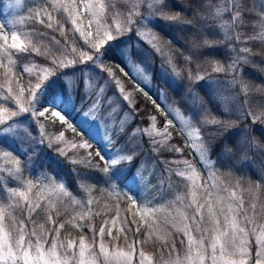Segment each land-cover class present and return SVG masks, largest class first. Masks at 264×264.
<instances>
[{"label":"snow or ice","instance_id":"obj_1","mask_svg":"<svg viewBox=\"0 0 264 264\" xmlns=\"http://www.w3.org/2000/svg\"><path fill=\"white\" fill-rule=\"evenodd\" d=\"M21 4L11 0L7 6ZM23 10L27 15L0 22V99L11 105L0 103V160L8 165H0V264H264V168L258 167L256 179L238 169L250 149L264 155V143L250 134L257 123L264 125V82L245 75L251 67L264 76V0L259 6L254 0H30ZM165 27L187 31L189 53H181L186 72L173 63L174 50L165 52L171 44L161 35ZM218 49L223 59L215 55ZM154 53L168 55L172 73L188 81L187 91L200 103L185 138L195 162L176 157L182 149L169 143L167 127H126V118L135 119L141 109L107 59L118 56L120 72L128 77L127 68L143 82L142 65ZM34 55L47 63L25 64L18 72L17 62ZM193 62L228 79L194 74L187 67ZM24 73L32 78L22 83ZM202 82L214 87L217 111L200 96L196 86ZM224 84L228 96L219 91ZM136 88L150 99L145 88ZM78 92L87 107L81 125H74L66 110ZM45 117L58 118L74 133L82 127L79 144L63 132L46 137ZM239 120L250 125L234 153L225 137ZM93 124L111 155L85 138ZM145 136L158 157L148 174L163 165L151 197L144 196ZM69 147L86 155L69 156ZM45 149L56 154L57 165H73L74 187L56 168L47 171ZM94 192L107 193L112 206L101 207Z\"/></svg>","mask_w":264,"mask_h":264},{"label":"trees","instance_id":"obj_2","mask_svg":"<svg viewBox=\"0 0 264 264\" xmlns=\"http://www.w3.org/2000/svg\"><path fill=\"white\" fill-rule=\"evenodd\" d=\"M9 0H0V20L4 23H6L10 18H12L14 15H27V12L24 11V6L30 2V0H22V4L20 9H11L7 5V2ZM253 0H249V3H252ZM257 6H259L260 0H254ZM6 4V5H5ZM179 8V5H177ZM5 12V13H4ZM2 13H4V19L2 17ZM25 31L28 30L27 27L24 28ZM166 39L171 41V44L168 46V48L165 49V52H168V49L174 50L175 53V59L173 63L176 65L177 69L180 70L182 73L186 72V65L185 60L183 58L184 55H187L189 53L190 45L187 43V31H178L175 28H169L165 27L164 31L161 33ZM71 39V36L69 37ZM126 39H132L131 37H126ZM82 43V41H81ZM147 48H151L150 45H145ZM258 46V44H257ZM215 55L217 58L223 59L224 57V51L223 49L216 50ZM168 55H161L159 53H154L150 58L146 65H142V67H145L147 69L146 73L149 74L150 80H151V86H144L145 90L149 93V97H145L143 93L137 90L136 83L131 80V78L125 77L121 72L120 68L117 67L118 64H121L120 58L118 56L113 55L112 57H109L107 59L108 66L112 69V71L116 74V76L121 79L126 87V90L133 91V99L138 102V106L141 109L140 113L133 119L132 116H128L126 118V127L129 131L134 129L135 127L139 126L141 128H149L151 129L154 127L156 129H159L161 132L165 127L168 128V131L172 134V139L169 141L171 144H176L182 149L181 153L175 154L177 158L180 157H187L193 162H195V152L190 147L186 146L185 144V138L187 137V133L190 130L191 121L195 118V116L200 111V103L196 98L193 97L191 93L187 91L188 87V81L186 79H180L179 77H176L172 71H171V65L167 63ZM18 68L17 71H21L23 66L27 64L28 66H39L44 65L47 62L39 56H33L31 61H18ZM122 66V65H121ZM188 68L191 69V71L195 74L197 71L201 75H204L205 72L211 73V67L208 65L201 64V67L199 69L196 68V63L193 62L191 64H188ZM34 70H38L34 69ZM127 70V68L125 69ZM213 77H217L220 81H225L228 79V77L225 76V74H217V73H211ZM245 75L249 76L257 81V83L264 82V76H261L256 70L249 67L245 69ZM32 78L31 74L24 73L22 77V83L26 82L28 79ZM197 90L200 93V96L203 97V101L208 104L213 111H217L218 105L213 103V92L215 91L214 87L210 86L209 83H201L198 84ZM227 85L224 84L220 86L219 91L222 92L225 96L230 95V92L227 90ZM82 92H78L75 95L74 100L69 104L66 114L69 118V120L74 121V125H81L77 122V118L81 116L84 108L87 107V103H82ZM109 95H112V90L109 91ZM163 95L164 101L161 99V96ZM261 97L255 96L253 97V100H259ZM153 100L156 101V104H160L161 106L157 108L153 104ZM0 103H4L6 106L9 105L8 102L3 101L0 99ZM121 109L122 111L126 110L124 107V102L120 101ZM231 107H235L234 104L230 103ZM174 109V112L172 110ZM104 111H107V108L104 109ZM122 111L120 113L116 114V119H121L122 117ZM175 111L177 112V115H181L184 118V122L186 124L185 129L182 128V125L179 123L177 118L175 117ZM163 113H167V119L168 117H173V125L168 126L166 124V119ZM151 116H156L155 122H150L149 118ZM233 119H236L237 116L234 114ZM43 121L44 128L43 133L46 135V137H56L61 132L64 133V139L68 140L70 142H76L77 145L80 142V135L79 133L84 132L85 130L82 127H78L77 132L74 133L71 131V129H68L66 125L62 124L58 119H51L48 117L40 118ZM130 122V123H129ZM246 125H250V121L245 120H239V126L232 131L228 133V135L225 137V140L229 143V145L233 146L234 153L236 152L237 148V140L241 138L242 135H245L244 129ZM92 125L89 127V129L85 132V138H87L89 135L92 137L90 140V143L94 144V147L102 148L104 153L107 155H110L106 149H111L110 145H105V142L102 139L97 138L93 133L90 132ZM187 128V130H186ZM34 134L36 133V129H33ZM183 133V135H181ZM252 136H255L257 140L260 143H264V125H260L257 123L254 127L251 128ZM160 137H157L159 139ZM190 139V138H189ZM47 142V141H46ZM10 145L12 149H16L17 145L13 141H6ZM223 141L220 142L222 144ZM25 148L28 149L29 153L31 152V148L25 144ZM53 147H56L55 142H53ZM143 148L144 151L141 153V157L144 158L146 156L147 159V166L145 169V181L144 186L148 189L145 193V197H151L156 192V185L158 178H163L161 176V173H163V165L157 164L156 165V171L149 175L148 173L152 172L151 168V162L153 160H158V157L153 155V153L149 150V143L148 138L145 136L143 138ZM219 145L217 147V152L219 153ZM46 153V155H45ZM74 154L79 156L86 155L85 151L83 149H79L78 147L76 149H72L69 147L68 149V155L73 156ZM170 153H164V158L169 159L171 158ZM238 156V153H237ZM41 157L43 158V163L47 166V171L52 173L53 168H56V170L60 173L61 176L65 177L69 183L70 186L74 187L73 181L75 180V177L72 174V167L71 164H56V154L51 149H45L41 152ZM248 157L249 159L243 161L238 165V169L242 173H246L250 175L253 179L258 178V167L264 168V155L260 151H257L255 149H250L248 151ZM23 158V157H22ZM230 162V161H229ZM136 163V162H134ZM0 165H4V161L0 160ZM27 174V173H26ZM32 175H35V170H33ZM137 193L141 192V188L137 187L136 189ZM94 196H97L100 198V206L102 207L103 204L107 203L111 207L113 204V199L108 198L107 193H104L101 195L99 192H94ZM96 207V206H94ZM124 207V204H121V208ZM103 218V216L96 218L97 225L99 224L100 220ZM77 233L73 231V236H75ZM146 250L153 251L152 248L149 246H145Z\"/></svg>","mask_w":264,"mask_h":264},{"label":"rangeland","instance_id":"obj_3","mask_svg":"<svg viewBox=\"0 0 264 264\" xmlns=\"http://www.w3.org/2000/svg\"><path fill=\"white\" fill-rule=\"evenodd\" d=\"M10 2H11V0H9V1L7 2V4H9ZM5 5H6V4H5ZM4 13H5V12H4ZM4 13H2V17L4 16ZM3 18H4V17H3ZM4 19H6V18H4ZM0 22H2V21L0 20ZM126 71L129 72V78H131V77L133 76V73H132L129 69H127ZM144 75L147 77V79H146L145 81H143V82H141V80H140L139 78H136L135 80L131 78V80H133L136 84H139V86H140V87H143V88H144V86H151L152 84H151V80H150V76H149V74H147V73L145 72ZM118 99H119V98H118ZM161 99L164 101V97H163V95L161 96ZM159 105H160V104H159ZM160 106H161V105H160ZM172 112H174V109L172 110ZM176 113H177V112L175 111V117L177 118V120L179 121V123L182 125V128L185 129L186 124H185V122H184V121H185L184 118H183L181 115H177ZM181 117H182L183 119H181ZM51 119L55 120V119H58V118H51ZM168 119H172V120H174L173 117H168ZM81 120H82V115H81L80 117L77 118V122L81 124ZM70 122L74 123L73 120H70ZM173 123H174V122H173ZM186 130H187V128H186ZM90 132L93 133L97 138L101 139V138H100V135H101V134H100V131H99V129L97 128V126H96L95 124L92 125V127H91V129H90ZM186 133H187V131H186ZM186 138H187V137H186ZM106 151L111 155V150H110V149H106Z\"/></svg>","mask_w":264,"mask_h":264}]
</instances>
